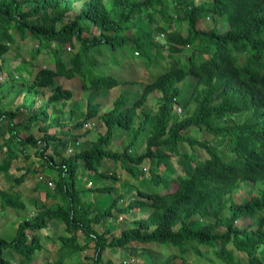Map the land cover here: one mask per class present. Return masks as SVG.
Listing matches in <instances>:
<instances>
[{"label":"trees","instance_id":"16d2710c","mask_svg":"<svg viewBox=\"0 0 264 264\" xmlns=\"http://www.w3.org/2000/svg\"><path fill=\"white\" fill-rule=\"evenodd\" d=\"M164 4L165 0H0V63L6 62L13 46L29 38L37 39L29 58L14 54L20 69L28 74V63L36 62L45 49L54 62L22 85L20 108L29 112L28 119L17 120L18 110L0 107V135H7L0 147V168L19 159L20 150L29 157L26 150L33 147L52 178L44 175L36 187L46 191L45 201L25 202L21 191L0 189V206L10 208L1 209L0 219L9 212L23 214L11 237L0 234V264H69L74 259L78 264H117L111 257L103 261L104 254L129 250L133 258L119 264H264V0H178L174 7L187 22L185 35L173 25V14L162 11ZM72 12L77 13L68 17ZM219 22L227 29L222 31ZM102 46L113 51L132 46L163 70L152 74L134 101L121 90L110 110L102 111L99 103L89 100L82 118L73 123L71 109L65 122L64 111L55 106L68 101L72 92L63 89L57 77L78 79L84 91L122 85L86 61L91 50ZM15 72L16 67L8 68L0 80V104L17 85ZM155 92L159 96L154 105L146 107ZM177 105L180 113L174 111ZM94 120L104 132L94 141L80 142L89 135L86 124ZM192 128L214 136L225 148L193 138L188 134ZM30 129L34 132L22 137ZM114 129L125 132L124 143L129 139L122 152L110 148ZM143 132L146 150L138 154L131 148ZM185 146L199 147L208 157L200 160ZM50 149L53 155L46 154ZM66 149L70 153L64 154ZM173 158L181 173L167 182L158 168L163 165L172 172ZM105 160L121 162L134 178L150 161L146 170L155 190L137 187L136 195L125 202L124 194L109 196L115 186L78 188L84 172L118 179L100 171ZM36 172L28 168L14 184L21 185L28 173ZM170 182L176 184L174 190L160 191ZM242 185L256 192L237 201L234 194ZM83 192L107 198L85 203ZM115 213L126 219L124 228L117 225ZM56 242L54 262L45 256L35 262Z\"/></svg>","mask_w":264,"mask_h":264},{"label":"rangeland","instance_id":"374dc122","mask_svg":"<svg viewBox=\"0 0 264 264\" xmlns=\"http://www.w3.org/2000/svg\"><path fill=\"white\" fill-rule=\"evenodd\" d=\"M178 0H165V4L162 6V11L173 14L175 17L173 25L175 28H177L183 35L187 33V22L184 20H181L182 13L177 12V10L174 7V3H176ZM203 0H195L196 3H199ZM77 12H72L68 15V17H73ZM180 14V15H178ZM210 20V18H208ZM220 29L222 31L227 29V26L224 23L218 24ZM226 28V29H225ZM162 42L163 40L160 39ZM37 44V39H27L21 43H18V45L13 46L12 50L9 52V54L6 57L5 63H0V80H4L6 77V70L9 68V70H13L16 67V75H15V81L17 82V85L12 88L11 94H9L7 97H4L2 99V102L0 104V107L6 108L9 110H18L19 111V117L17 120H26L28 119L29 112H27L26 109H21L23 103V93L25 88H22V85H26V83L30 82L31 79L34 77L36 72L44 67H52L53 66V56L49 52V50L45 49L43 52L39 55V58L34 63H28L27 65V71L28 74L25 73L23 69H20L18 67L19 61L14 58V54L18 51L22 58L28 59V51L35 49ZM75 49L78 48V43H75ZM75 49L71 51H75ZM154 53H157L156 49L153 51ZM166 55V62H170L172 59L168 57L167 53ZM181 57L184 58V55H181ZM86 61L93 67V69L101 74V75H112L116 77L119 81L122 82V85L116 86L113 89L109 91H97V90H88L84 91L81 88V83L78 79H71L68 80L64 77H57L56 81L57 83L63 87V89L70 90L72 92V97L68 101H61L56 106L55 109H62L64 111L63 119L65 122H69L70 117V110L72 109L75 111V115L73 116V123L77 120L82 118V114L86 110V104L87 101H91L93 103H99L102 106V111H108L112 108V104L115 101V99L119 96L121 90H126L127 93L130 95L131 101H134L141 95V89L143 84L150 83L152 81V74L160 73L163 68L162 65L156 66L151 64L148 59L144 56H141L139 54H136V51L131 47H121L117 51H113L111 48L107 47H99L95 50H91L86 55ZM165 61H162L161 64H164ZM18 68V69H17ZM189 83H192L193 79L191 77L188 78ZM20 90V93L18 92ZM183 94L187 93L188 86L184 84L182 87ZM40 93V92H39ZM38 93V100H40V95ZM50 93V92H49ZM48 92H46V97L49 95ZM159 96L158 93H152L148 97V101L146 102V107H152L154 105V102L156 98ZM54 109V108H53ZM175 113H180L181 106L177 105L174 109ZM91 123H93L92 127H90L89 135L81 139L80 142L85 143L89 141H94L99 133L104 132L105 128L101 126L100 121L94 120ZM88 128V127H87ZM33 133L34 130L30 129L26 131L25 133H21L22 137L29 135V133ZM188 134L192 136L195 139L199 140H206L210 141L212 144H217V138L214 136L208 134L205 131H200L197 128H192L188 131ZM7 135L4 136L0 135V147L4 146V139ZM145 137L146 132H143L136 143L134 144V147L131 148L134 152L138 154H142L146 150V143H145ZM125 132L122 130H113V139L110 148L113 151L116 152H122V150L126 147V145L129 143V139H125ZM218 145V144H217ZM220 144L218 145L221 149H224L225 147ZM186 151L190 153L193 151L198 159L204 160L208 157V154L206 151L200 149L199 147H195L194 149H190L187 146H185ZM73 152L76 151V148L72 149ZM21 157L17 160H14L8 168H0V189H7L8 187H13L14 190H18L22 192V198L25 202H28L32 199H37L40 201H45V190L42 189V191L36 190V187L38 186V182L41 180L44 175H47L50 180L51 175L43 170V167L41 165L43 159L35 155V148L29 147L26 152L29 154V157L25 155V152L20 150ZM64 154L70 153V149H66L63 151ZM48 155H53L52 149L48 150L46 152ZM59 160V158H58ZM173 164V170L172 172L165 169L163 165H161L158 168V173L163 174L166 181L169 182V180L174 177L176 174L181 173V170L179 166L175 163V158H173L172 161ZM150 166V161L144 162L140 166V177L134 178L129 173L126 172V169L122 166L121 162H118L117 164H114L110 160H105L103 163V166L101 167L100 171H104L107 174H113L118 179L114 180L112 178H104L100 177L94 173H87L84 172L80 176L81 178V184L78 188L81 190H86L88 188H95V187H105V186H115L116 192L113 194H110L109 196H114L115 194H124L126 195L125 202H128L136 195V188L139 187L140 189L147 190V191H154L155 188L151 183L150 174L147 172L146 168ZM35 169L37 172L35 174L28 173L25 180L21 185L14 184L15 178L19 177L23 173L26 172L27 169ZM50 186H53L49 184ZM40 187V186H39ZM42 187V186H41ZM176 188L175 183L169 184V187H166V185H163L160 188V191L168 192L172 191ZM256 189L255 187L251 186H243L234 194L235 200L241 201L246 197L251 196L252 194H255ZM107 198V194H101L98 195L96 193H84L82 194V200L86 203L87 201H102V199ZM1 209H5V211L10 208H2L0 206V214ZM27 209H33V206L31 204H27ZM33 211V210H32ZM23 214L20 216L15 215L14 212L7 213L3 218L0 219V234L4 237H11L16 229V223L19 221ZM115 216H117V225L122 229L126 226V219L123 215H118V213H115ZM15 228V229H14ZM100 230L103 228L101 226H97ZM61 228L57 227L54 231H56L57 234L60 233ZM146 246L154 247L156 245L148 244ZM52 247V246H51ZM59 248V243L56 242L54 246L51 249H47L46 252H43V254H39L36 258L35 262L41 261L40 257L45 256L48 259H50L51 262H54L57 257L58 253L57 250ZM156 248V247H154ZM6 253V252H5ZM111 257L114 263L119 264L120 262L130 261L133 258L132 250L122 252L118 251L115 254H111L109 252L105 253L103 256V261L107 258ZM17 264V261H13ZM12 264V263H11ZM69 264H78V259H74ZM137 264H140V261H137Z\"/></svg>","mask_w":264,"mask_h":264},{"label":"built area","instance_id":"2783aa9c","mask_svg":"<svg viewBox=\"0 0 264 264\" xmlns=\"http://www.w3.org/2000/svg\"><path fill=\"white\" fill-rule=\"evenodd\" d=\"M92 125H93V123H87L86 127L90 128V127H92Z\"/></svg>","mask_w":264,"mask_h":264}]
</instances>
